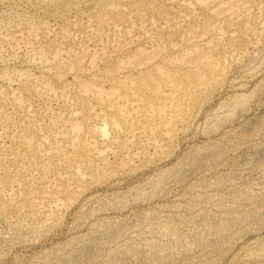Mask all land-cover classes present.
<instances>
[{
	"label": "rangeland",
	"instance_id": "374dc122",
	"mask_svg": "<svg viewBox=\"0 0 264 264\" xmlns=\"http://www.w3.org/2000/svg\"><path fill=\"white\" fill-rule=\"evenodd\" d=\"M0 264H264V0H0Z\"/></svg>",
	"mask_w": 264,
	"mask_h": 264
}]
</instances>
